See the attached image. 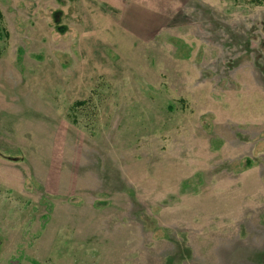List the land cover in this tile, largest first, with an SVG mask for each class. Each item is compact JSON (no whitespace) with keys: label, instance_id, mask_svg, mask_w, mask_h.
<instances>
[{"label":"rangeland","instance_id":"obj_1","mask_svg":"<svg viewBox=\"0 0 264 264\" xmlns=\"http://www.w3.org/2000/svg\"><path fill=\"white\" fill-rule=\"evenodd\" d=\"M0 264H264V0H0Z\"/></svg>","mask_w":264,"mask_h":264},{"label":"trees","instance_id":"obj_2","mask_svg":"<svg viewBox=\"0 0 264 264\" xmlns=\"http://www.w3.org/2000/svg\"><path fill=\"white\" fill-rule=\"evenodd\" d=\"M6 36V35H5ZM80 104H82V103H80Z\"/></svg>","mask_w":264,"mask_h":264}]
</instances>
